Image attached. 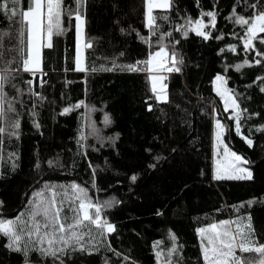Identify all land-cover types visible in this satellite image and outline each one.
<instances>
[{
  "label": "trees",
  "instance_id": "trees-1",
  "mask_svg": "<svg viewBox=\"0 0 264 264\" xmlns=\"http://www.w3.org/2000/svg\"><path fill=\"white\" fill-rule=\"evenodd\" d=\"M29 2L21 0L18 11L26 10ZM254 2L172 0L169 9H153L159 26L153 34L147 22V0H85L80 8L84 45L92 46H84L87 70L83 72L75 70L76 22L62 17L67 31L54 34L52 48L41 50L43 76L19 71L4 89L15 112H7L6 120L0 121L6 129L0 134V219H15L25 212L35 192L45 185L76 183L88 189L93 202L118 201L101 213L115 231L100 236L93 227L95 241L86 236V250L69 249L61 256L64 264H163L173 234L179 264H205L197 230L247 216L253 239L264 243V92L260 91L264 81L257 79L264 76V62L236 69L245 59L254 62L258 57L244 51L245 31L229 19L233 8L250 16L253 10L247 4ZM63 4L66 9L76 8L75 0ZM207 11H215L217 20L215 28L209 25L211 38L205 40L187 29L186 22ZM19 19L10 20L0 10V37L9 33L3 37L8 60H19L14 51L19 45ZM162 45L169 57L175 52L183 63L178 65L180 72L165 75L167 99L157 101L148 71L132 72L123 66L147 60ZM233 45L235 52L229 50ZM256 46L264 50V45L256 42ZM217 75L227 79L226 87L246 110L242 135L236 134L235 120L217 95ZM30 79L34 81L31 92L26 83ZM81 101V107L73 108ZM65 108L72 111L65 114ZM15 120L20 122L18 130L10 126ZM217 120L225 125L224 143L248 161L252 179H215ZM12 131L17 135H10ZM243 136L252 139L253 146ZM132 175L137 176L135 182ZM240 205L244 207L237 211ZM7 244L0 234V264H24L23 253ZM240 255L244 264L259 257L254 252ZM28 258L32 264H60L36 251ZM177 259L172 257L173 264Z\"/></svg>",
  "mask_w": 264,
  "mask_h": 264
},
{
  "label": "snow or ice",
  "instance_id": "snow-or-ice-1",
  "mask_svg": "<svg viewBox=\"0 0 264 264\" xmlns=\"http://www.w3.org/2000/svg\"><path fill=\"white\" fill-rule=\"evenodd\" d=\"M21 0H0V10L14 19L20 17L16 21L19 27L16 30V36L19 40V45L14 51L19 55L17 61L15 57L8 60L5 59L4 50L5 43L3 37L9 36L8 32H3L0 37V121H5L7 112H15V108L11 103L7 102V94L5 86L10 80L16 78V73L23 71L32 74L34 77L37 73L43 76L41 67V49L43 47L52 48V37L54 34L61 35L67 29L63 26L62 17L68 16L70 19L75 20V30L78 41L83 38V30L85 19L80 13V8L84 6L85 0H75L76 8L66 9L63 0H30L27 9L18 11ZM239 2V0H237ZM172 0H147V22L150 30L155 34L158 25L155 24L156 17L153 16V9H169ZM247 7L252 9L253 12L250 16L245 17L236 12L235 8L232 9V15L229 19L234 24L240 25L244 31L243 45L245 52H254L258 57L254 62L245 59L243 64L235 65L237 70L244 66L262 65L264 62V50H260L256 46V42L264 45V37L260 36L264 33V3L260 0L247 4ZM201 18L193 21L188 18L186 22L187 29L195 32L197 36L205 40L211 38V33L205 31L209 27L203 17L210 18V25L212 28L216 26L217 13L215 11L202 12ZM166 20L167 16L161 17ZM177 31H180L178 28ZM25 33H27V40L25 42ZM171 36V33H168ZM183 35L188 36V30H184ZM148 43L147 38L141 37ZM217 39H223L218 36ZM26 43V47H25ZM179 43V41H177ZM85 47L92 45L86 44ZM230 51L235 52L236 47L230 46ZM171 64H168L165 61ZM182 60L177 59L175 52L169 57L168 52L162 45L158 51L149 54V58L144 61H136L135 64L123 66L128 71L146 70L149 72H163L175 71L180 72L179 64ZM12 64H18V67L12 68ZM139 65H144L145 68L141 69ZM75 70L86 71L81 56L78 54L75 59ZM95 71L96 69H92ZM111 70V69H107ZM164 77L151 76L152 92L155 94L157 101H166V85L162 83ZM258 80L264 81V76L257 77ZM157 81H161L160 88L157 90ZM216 92L224 100V110L228 111L230 108L235 110V132L237 135H242L241 132V119L244 111L240 108L237 97L233 94L232 90L227 88V79L222 75L215 77ZM26 83L29 85V91H32L34 84L33 80H28ZM45 83L41 79V86ZM15 87V85H12ZM19 91V90H18ZM264 92V87L260 88ZM38 95L37 93H33ZM8 103L7 110L5 104ZM83 105V101L73 106L79 108ZM151 110V106H149ZM64 113L67 114L72 111V108H65ZM35 115V113H33ZM108 117L105 116V123H108ZM11 128L18 130L20 127L19 120L11 123ZM39 128V124H36ZM261 130H264L262 128ZM6 131L5 127L0 126V134ZM225 132V125L219 120L216 121V145L219 151L220 145L223 144V153L226 163L221 166L220 161H217L216 180H250L252 173L242 167V164L248 163L242 155H238L234 151H230L227 144H224L223 136ZM10 135H17L16 131H12ZM249 147L253 146V140L247 136L242 137ZM81 139H84L83 135ZM52 162L49 161V164ZM154 167V165H151ZM38 167V165H37ZM131 181L137 180L136 175L131 176ZM59 189V191H57ZM50 193V195H46ZM118 201H105L103 204L93 202L88 195V189L79 184L72 183L70 185H45L40 191L35 192L33 199L25 212H21L15 219H0V234L8 239L7 246L16 252H22L24 255V264H32L29 260V253L31 251L38 252L42 257H52L54 260H59L60 264H64L61 256L67 254L69 249L85 251L86 247L83 241L85 237H89L91 241H95L96 237L92 236L93 227L99 232L100 236L106 233L115 231V225L108 222L101 215L106 207H111ZM249 204L253 201H249ZM3 202L0 201V207ZM244 207L240 205L237 208ZM67 209V211H65ZM70 213V214H69ZM248 223H243L244 220ZM200 244L202 256L205 264H244L239 256L236 255L237 250L242 253H257V259H251L247 264H264V243L253 239L254 229L251 225V217H238L236 220H223L219 223H211L207 227L199 228ZM173 246L169 249L167 257L163 264H173L172 257L175 255L177 264H179V247L175 245L176 237L171 236ZM159 246V242H157ZM94 250L95 246H94ZM117 255H119L117 253ZM157 257H161L162 253L157 252ZM127 259V257H125Z\"/></svg>",
  "mask_w": 264,
  "mask_h": 264
},
{
  "label": "rangeland",
  "instance_id": "rangeland-1",
  "mask_svg": "<svg viewBox=\"0 0 264 264\" xmlns=\"http://www.w3.org/2000/svg\"><path fill=\"white\" fill-rule=\"evenodd\" d=\"M146 7H147V6H146ZM146 11H147V10H146ZM199 19H200V18H199ZM203 19H204V18H203ZM206 20H207V19H206ZM206 20H204L205 23L210 25V23H209V22H210V18H209L207 21H206ZM205 31L210 32V28H209V27L206 28ZM78 45H79V54H80V56H81L82 63L84 64V30H83V38H82L81 40L78 41V39H77V35H76V57H77V54H78ZM41 50H42V49H41ZM148 73H149L150 79H151V76H153V75L164 77V79H163V81H162V83L164 84V82H165V81H164V80H165V74H163V73H161V72H149V71H148ZM160 84H161V81H157V85H156L157 90H159V88H160ZM214 86H215V90H216V81H214ZM221 100H222L223 105H224V100H223L222 98H221ZM228 113H229V116H230V117H234L235 110L232 109V108H230V109L228 110ZM215 134H216V122H215V124H214V131H213V148H214L213 171H214V176L216 175L217 161H220L221 166H223V165L226 163V161H225V157H224V153H223V144L220 145V149H219V151H218V150H217V145H216ZM224 144H225V143H224ZM230 151H231V150H230ZM241 166L244 167V168H247V169L250 171L249 167L246 166V164H242ZM250 172H251V171H250ZM240 253H242V252L238 251V252L236 253V255L239 256V257L241 258ZM241 260H242V258H241ZM242 261H243V260H242Z\"/></svg>",
  "mask_w": 264,
  "mask_h": 264
},
{
  "label": "built area",
  "instance_id": "built-area-1",
  "mask_svg": "<svg viewBox=\"0 0 264 264\" xmlns=\"http://www.w3.org/2000/svg\"><path fill=\"white\" fill-rule=\"evenodd\" d=\"M165 63L168 64V67H171V64H170L167 60L165 61ZM161 73H163V74L166 75V74L169 73V71H163V72H161Z\"/></svg>",
  "mask_w": 264,
  "mask_h": 264
}]
</instances>
